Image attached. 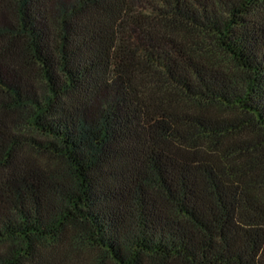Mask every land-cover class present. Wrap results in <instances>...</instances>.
<instances>
[{
    "label": "trees",
    "instance_id": "16d2710c",
    "mask_svg": "<svg viewBox=\"0 0 264 264\" xmlns=\"http://www.w3.org/2000/svg\"><path fill=\"white\" fill-rule=\"evenodd\" d=\"M0 264H264V0H0Z\"/></svg>",
    "mask_w": 264,
    "mask_h": 264
}]
</instances>
